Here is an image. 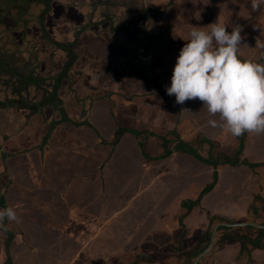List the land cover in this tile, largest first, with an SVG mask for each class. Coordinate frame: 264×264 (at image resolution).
Masks as SVG:
<instances>
[{
	"label": "crops",
	"instance_id": "0c3cea01",
	"mask_svg": "<svg viewBox=\"0 0 264 264\" xmlns=\"http://www.w3.org/2000/svg\"><path fill=\"white\" fill-rule=\"evenodd\" d=\"M69 1L74 3L70 12L76 21L81 19L83 22L87 17L93 16L96 19L104 15V19H109L112 14L110 8H106L105 3L98 0H83L81 6L75 0H53L52 5L58 8L60 2ZM172 1L173 7L178 10V15L173 18V22L179 21L178 41L182 34L187 40L193 26L206 27L217 20L228 25L238 24L243 29L241 35L244 37L238 55L242 60L264 64V48L256 47L258 38L264 40V6L259 11H253L251 0L238 2L243 7L241 13L247 11V15L243 17L238 12L235 14V11L230 14L224 12L221 1L231 2L230 0H165L164 3L172 4ZM186 3H189L188 7L194 5L192 7L196 12L190 15L189 10L185 13L183 8ZM218 4L221 6L220 11L212 15ZM211 7L213 11L210 10ZM181 15L185 19L180 20ZM199 15L208 24L199 25L202 21L194 19L195 16L199 18ZM53 17L60 16L56 13ZM227 30L231 32L232 29L229 27ZM244 44L247 45L243 46ZM158 59L156 55L150 56V52L144 48L136 63L141 66L136 69L146 71L149 64L155 66ZM162 59L160 65L164 67L166 59ZM109 83L107 86L112 81ZM134 83L142 92L151 91V78H146L143 73ZM117 87L120 88L121 85L115 86L114 91ZM147 93L145 98L140 97L137 101L132 98L129 106L133 107L127 110L132 116H136L135 121L142 122L143 129H146L144 131L151 137L142 138V146L136 141L133 147L134 151L140 150L142 153L130 178V183L138 180L134 183H137L135 188L140 197L137 202H132V199L120 210L123 221H120V237L116 238L121 241L117 243L119 248L123 246L134 250L131 253L136 258L134 264H172L159 257L166 247H170L173 253L186 256L187 259L182 264H264V134L245 133L234 137L222 127L208 124L210 119L219 118L210 117L198 99L179 105L175 103L176 98L172 97L163 109H160L156 100L153 101L155 109ZM138 101L146 105L139 107ZM194 106L203 108L199 111L203 117L196 116ZM183 108L190 111L181 114ZM135 127L139 129V125ZM181 143H185L184 150L181 149ZM164 149L168 152L167 158L158 159V156L165 153ZM190 150L194 154L188 153ZM152 157L157 158L154 160ZM30 160L32 161L31 158ZM13 162L12 159L2 161L0 158V197L4 198L3 209L14 203L12 207L17 210L21 223L11 222L13 238H8L6 242L7 235L0 229V264H105V261L112 264L102 253L90 251V246L94 243L91 229L89 232L87 229V234L61 232L59 240L64 242L65 239H73L68 245L70 248L59 249L58 243L43 247L48 241L41 235L42 231L37 233V229L40 227L46 230L47 233L44 234L48 237L52 236L49 235L51 233L59 232V224L51 221L67 214L61 212L53 193L63 195L66 200L64 192L67 190L63 187L68 185V179L63 176V183L54 187L52 180L59 176L54 166L43 172L42 176L37 174V168H31V171L28 167V171H23L19 164L12 165ZM10 165L12 169L9 168ZM246 170H249V174L245 173ZM111 172L117 180L120 170L114 166ZM251 172L256 175L252 177ZM68 173L75 178L71 172ZM126 186L127 184L123 185L124 188ZM158 186L165 190L153 196ZM168 186L173 190H167ZM146 192L150 194L148 198L152 197L150 202L154 203L153 208L148 209L147 201L142 202ZM22 194L28 196L26 201L20 200ZM121 197L122 194L117 198L119 205ZM75 206L72 214H69V220L81 216L78 213L85 207L84 204ZM243 222L258 223L263 228L236 225ZM174 229L178 231L166 239L163 231L167 234ZM24 234L26 238L21 239ZM100 234L96 233L97 236ZM211 235L214 236L213 240L210 239ZM52 237L53 240L56 239ZM155 241L161 252L155 253L153 247L147 246ZM80 245L85 250L89 249L87 251L91 255L87 251H78L77 247ZM49 249L59 252L56 255L58 259L54 256L55 259H52V251ZM115 264H125V261L117 259Z\"/></svg>",
	"mask_w": 264,
	"mask_h": 264
},
{
	"label": "trees",
	"instance_id": "16d2710c",
	"mask_svg": "<svg viewBox=\"0 0 264 264\" xmlns=\"http://www.w3.org/2000/svg\"><path fill=\"white\" fill-rule=\"evenodd\" d=\"M9 3L19 6L20 12H15ZM36 3L44 4L39 12L34 10ZM55 8L45 0H0V156H10L13 161L21 156L31 158L28 169L37 168V174L42 176L53 166L58 174L69 167L77 179L73 181L81 182L80 189L89 192L94 188L98 209L103 206L104 193L112 198L122 194V208L133 197L134 182L138 181L130 183L142 154L133 147L136 141L140 144L142 138L151 137L142 122L135 121L136 116L127 111L132 98L139 100L147 93L135 85L137 77L125 59V54L135 52V63L139 61L140 31H134L130 21L92 16L83 22L73 19L66 35L54 24ZM171 39V59L177 61L179 41L177 37ZM170 63L172 66L173 61ZM154 64L146 69L152 81V95L147 96L162 101L160 109L166 108L172 97L161 95L169 82L163 81L160 62ZM115 84L121 87L105 93ZM103 112L107 118L100 123ZM138 125L139 129L135 127ZM184 145L181 143L183 150ZM64 146H70L75 158L55 156L56 148L64 150ZM164 151L158 159L166 157L168 152ZM53 158H59L60 163L52 162L50 166ZM114 166L120 170L117 180L111 172ZM83 177H89L91 183L81 181ZM87 215L89 219L85 220L92 224L94 215L90 217L86 209ZM5 233L7 238H13L10 230ZM150 246L155 253L161 252ZM159 257L172 264H182L187 259L173 253L170 247L164 248Z\"/></svg>",
	"mask_w": 264,
	"mask_h": 264
},
{
	"label": "clouds",
	"instance_id": "9594fccd",
	"mask_svg": "<svg viewBox=\"0 0 264 264\" xmlns=\"http://www.w3.org/2000/svg\"><path fill=\"white\" fill-rule=\"evenodd\" d=\"M262 6L264 0H251L253 11H259ZM229 27L231 32L227 30ZM242 31L238 24L228 25L218 20L206 27L193 26L177 57L171 85L166 87L167 94L175 96L176 104L201 101L210 117L219 118L210 119L208 124L222 127L234 137L245 133L264 134V64L239 58L244 40ZM256 47L264 48V40L258 38ZM186 111L190 110L183 108L181 114ZM257 175L260 174L257 172ZM137 190L129 202L139 200ZM151 198L142 197V202L147 201L148 209L154 206ZM5 219L21 223L12 206L0 210V229L7 231ZM176 231L170 230L167 234L163 231V234L167 239ZM151 244L159 245L156 241Z\"/></svg>",
	"mask_w": 264,
	"mask_h": 264
},
{
	"label": "flooded vegetation",
	"instance_id": "af4514ba",
	"mask_svg": "<svg viewBox=\"0 0 264 264\" xmlns=\"http://www.w3.org/2000/svg\"><path fill=\"white\" fill-rule=\"evenodd\" d=\"M78 1L80 3H78ZM78 1L75 0V2L81 6V4L83 3V0H78ZM93 1H97V0H93ZM98 1L105 3L106 8L107 7L110 8V11L112 12V14L110 15L109 18L118 20V22L120 20L130 21V24L132 25V29L136 32H138V30L140 31V35L142 39H137L139 40L140 48L142 49L146 48L150 52V56L156 55L157 57H159L158 61L162 63V60H163L162 58H164L166 54H168L169 56L172 55L173 49L169 46V43L172 40L171 37H176L179 31L178 30L179 26H177L179 21L173 22V18L178 15V10L173 11L169 9V6L172 8L173 3L166 5L164 3L165 0H98ZM46 3L47 4L50 3V0H46ZM117 3H120V4L117 5ZM72 4L74 3L70 1L69 3L60 2V4H58V8L54 10L60 16L59 18L53 17L54 24H58V27H60L61 29L63 25H66L68 30L72 28L73 17L70 12V7L72 6ZM192 13L193 11L190 12V15ZM105 17L106 16L104 15L103 18ZM179 53H180V50L178 51V56H179ZM150 66H151V63L149 64L148 69H150ZM170 85L171 84L164 85V88L162 89V91H164L161 95L162 97L164 98L175 97V96H169L166 92V87H169ZM136 94L139 95V93H136ZM155 99L156 98L153 97V101ZM166 189L168 190V187ZM164 190H165L164 187L161 188V191L164 192ZM53 196L55 197L56 204L58 206H61L60 204L65 200V197L63 195H60V194L58 195L56 193L53 194ZM117 198L116 197L112 198L107 193L103 194V206L100 209H98L96 212L97 214L100 215V221L95 227H91L92 224L87 223V221L85 220L84 218L85 210L80 211L78 213V214H81L82 216L76 217L75 220L74 219L69 220V218H71L69 214H72V212L67 210L66 208L60 207V210H62L63 213H66L67 216L61 215L62 217L58 219H54L58 222L57 224H59L60 226L59 232L49 234V235L54 236L56 239L53 240L52 236L47 237L49 238L48 243L44 244L43 247L46 248L48 245L51 246V245H55L56 243H58L59 249L60 248L61 249L70 248L68 245L71 244L70 242L73 239L68 240L64 238L65 239L64 242L62 240H59L58 237L61 234V232L63 234H65L66 232H70L74 234L75 233L87 234L91 229L94 231L93 233L94 243L90 246L91 247L90 251L93 250L94 252H98V254L102 253L103 255L106 256L105 258H108L110 262H112V264H115V261L117 259H119L120 261L124 260L125 264H134L136 258L133 257V255L131 254L134 252V250H128L123 246L120 249L119 245L117 244V243H121V241H117L116 238L118 239V236L120 234V227H121L120 221L121 220L123 221L122 215L120 213V210L122 208L119 206ZM64 210L66 211L64 212ZM9 224H11V222H9ZM98 227H99V233H101L100 234L101 236L96 235V232L98 231ZM87 229H88V232H87ZM39 231L40 230L37 229V233ZM9 239H10V236H9ZM149 244L152 245L151 243ZM150 245H147V246H150ZM77 248H78V251L80 249L82 250V252L89 250V249L87 250L83 249L84 247L81 245L78 246ZM49 251H52L51 253L52 259H55V258L58 259V257L56 256L58 255L57 254L58 252H54L51 249H49ZM90 251H87L89 255H91ZM94 252H92V254H94ZM139 252H142V251H139ZM53 256L55 258H53ZM105 264H108V263L105 261Z\"/></svg>",
	"mask_w": 264,
	"mask_h": 264
},
{
	"label": "rangeland",
	"instance_id": "374dc122",
	"mask_svg": "<svg viewBox=\"0 0 264 264\" xmlns=\"http://www.w3.org/2000/svg\"><path fill=\"white\" fill-rule=\"evenodd\" d=\"M46 1V0H45ZM205 0H203V2H204ZM231 2H227V1H221L223 4H222V9L224 10V12L225 13H228V14H230V12H234L235 11V14H237V12H238V14L240 15V16H242L243 15V17H244V15L246 16L247 15V11L245 10V11H243V13H241V11H242V4H238V2H240V1H242V0H235L234 2L232 1V0H230ZM21 2H22V0H21ZM174 1H172L171 3H173ZM203 2H201V3H203ZM11 6H13L14 7V11L15 12H20L19 11V9H20V7L19 6H15V4L14 3H9ZM50 4H53V0H50ZM120 3H117V5H119ZM173 5V4H172ZM216 5H217V3H216ZM35 7H34V10L35 11H37V12H39L40 11V9L41 8H43V6H44V4H42V3H39V4H35L34 5ZM189 6V3H186V5H184V12L185 13H187V11H189L188 13H190V12H196V10H194L193 9V7H188ZM171 7L169 6V9H170ZM172 8H173V11L175 10L176 11V8H174L173 6H172ZM217 9V11H215ZM220 9H221V6L218 4V6L214 9V11L212 10V7L210 8V10L211 11H213L212 12V15H214V14H216L217 12H219L220 11ZM9 11V9L7 8V13H9L8 12ZM200 16V15H199ZM231 16V15H230ZM229 16V17H230ZM176 17V16H175ZM174 17V18H175ZM201 17L202 16H200L199 18L196 16L194 19L196 20V21H198L199 20V22L200 21H202L201 20ZM179 19L180 20H183V19H185V17H184V15H181V16H179ZM204 19V18H203ZM176 22V21H175ZM202 24H208V22L207 21H202L201 23H199V25H202ZM201 27H204V26H201ZM66 35L69 33V30H68V28H67V26L66 25H63V27H62V29H61ZM178 30L180 31V29L178 28ZM178 31V32H179ZM183 36V34L181 35V38H180V40H179V45H180V49L179 50H181V48L184 46V44L187 42V41H185V39L182 37ZM177 38H178V35L176 36ZM178 41L177 40H175V43H177ZM241 49V48H240ZM153 56H155V55H153ZM138 56H137V54L135 53V52H129V53H127V54H125V59H127L128 61V64H130L129 65V67H130V70L131 71H134V73H133V75H134V77H139V76H142V73L146 76V78H149L150 76H149V74L145 71V69H142V71L141 70H137L136 69V67H140L141 65H137L136 63H135V59L137 58ZM164 58H166V62H167V65L166 66H164V67H159V70H160V72H161V74L162 75H164L162 78H163V81L165 82V81H168L169 82V84H171V77H172V75H173V69H174V67H175V64H176V61L175 60H173V59H171V58H173L172 56H169L168 54H166L165 56H164ZM170 60L171 61H173V65L171 66V63H170ZM152 66L153 65H151L150 66V69L152 68ZM125 73H127V72H125ZM155 77H159L158 75H155ZM119 84H116L115 86H118ZM111 91H113L114 92V87L113 88H111L110 90H108V91H105V93H108V92H111ZM126 92V91H125ZM129 92V91H128ZM128 92H126V93H128ZM148 96H150V95H152V93H151V91H148ZM150 98V97H149ZM167 99H168V97H167ZM119 100H121V97H119ZM150 101H152L153 100V98H150L149 99ZM137 101V100H136ZM139 103V107H143V106H145L146 104H144V103H142L141 101H138ZM129 103V102H128ZM160 105L163 103L162 101H160V102H158ZM167 103V102H166ZM128 105H130V103L128 104ZM122 107L124 106V105H121ZM135 106V105H134ZM167 106V105H166ZM131 107H133L132 105L131 106H128V108H127V110H131ZM163 108H165V107H162L161 106V109H163ZM194 109H196V111H197V114H196V116H199V117H203V115L199 112V111H201L203 108L201 107V108H198L197 106H194L193 107ZM195 115V114H194ZM198 117V118H199ZM107 117H106V114H105V112H103V116H102V118H101V120H100V123H102L105 119H106ZM64 150H61V149H58V148H56V150H55V156H59V155H63L64 157H70V158H73L74 157V153L73 152H71L70 151V146L69 147H66V146H64V148H63ZM1 157V156H0ZM21 157H23V158H20V159H18L17 161H14V162H16L17 164H19V166H20V168L24 171V170H26L27 168H28V163L30 164V162H31V160L28 158V157H25V156H21ZM8 158V160L10 161V156L9 157H1V160H5V159H7ZM75 158V157H74ZM54 159V158H53ZM52 159V161L50 162V166H51V163L53 162V163H55V164H59L60 163V159L59 158H55L54 160ZM80 162H83L82 160H79ZM13 162V163H14ZM64 168V167H63ZM68 169H69V167H67V169H62V170H60V174H58L59 176H58V178H56V179H54V180H52L53 181V183H54V187H58V184L60 183V184H62L63 183V181L65 180L64 178H63V176L64 177H66V179H68L67 180V182H69L68 183V185L67 186H64L63 187V189H68L67 190V192H65V194H66V200H64L60 205L61 206H58V207H63V208H66L67 210H69V211H74V209L76 208V206L75 205H78V204H85V207H82V209L83 210H88V214H89V216L91 217V215H92V213L94 214V218H93V222H92V225H91V227H95L98 223H99V221H100V215L99 214H97L96 212H97V210H98V203H97V199H96V194H95V192H94V188H92L89 192H87V191H84V189H80L81 187H78V185L81 183L80 181H73L75 178H72L70 175H69V173H68ZM81 172H84V169H83V167H81ZM75 180H77V179H75ZM80 180L82 181V180H90V178L89 177H83V178H80ZM90 183H91V180H90ZM18 186V185H17ZM19 188V187H18ZM37 189L38 190H40L39 188H38V186H37ZM168 189L170 190V189H172V187H169L168 186ZM149 193H151V192H153L152 190H151V192L150 191H148ZM148 192H146V194H144L143 196L147 199L148 198ZM161 192V187H159L158 186V190L157 191H154V195L153 196H155V195H157V194H159ZM150 195V194H149ZM28 199V196L26 195L25 196V194H22V195H20V200L21 201H26ZM0 202H1V205H2V209H3V203L2 202H4V198L2 199V197H0ZM86 202H88V203H86ZM11 205L12 206H14V203L12 202L11 203ZM56 210H58V209H56ZM82 210V211H83ZM66 210H64V212H65ZM61 212H63L62 210H61ZM82 216V215H81ZM84 218H86V219H89V217H88V215L87 216H85ZM4 222H5V225L7 226V228H8V230H10L11 232H12V229L10 228L11 227V224H9V222L7 221V220H4ZM137 222V221H136ZM51 223H58L56 220H53V221H51ZM17 227V226H16ZM18 229H20L19 227H17ZM38 229H41L40 227L38 228ZM21 230V229H20ZM40 231H42L41 232V235L45 238V240H47L48 241V239H47V237H48V235L47 234H44V233H47L46 232V230H44V229H41ZM5 232V231H4ZM16 233L17 234H19V231H16ZM93 233H94V231H93ZM96 233H99V228H98V231L96 232ZM5 235H6V233H5ZM26 238V235L24 234V235H21V239H25ZM36 241H37V239L35 238V237H33ZM2 239H4L5 240V238L4 237H2ZM8 240V238L5 240V242ZM59 253V252H58Z\"/></svg>",
	"mask_w": 264,
	"mask_h": 264
},
{
	"label": "water",
	"instance_id": "95a60500",
	"mask_svg": "<svg viewBox=\"0 0 264 264\" xmlns=\"http://www.w3.org/2000/svg\"><path fill=\"white\" fill-rule=\"evenodd\" d=\"M239 58L240 59H242L241 58V56H239ZM200 120H198V122H199ZM252 169V168H251ZM246 174H249V171H246ZM251 174H252V177H254L256 174L254 173V172H251ZM223 225H228V224H223ZM233 225H235V224H233ZM236 225H238V226H243V227H247V226H254V227H259V228H263V226H261V225H258V223H252V222H243V223H239V224H236ZM213 238H214V236H212L211 235V240H213ZM211 242V241H210ZM51 257V256H50ZM36 260V259H35Z\"/></svg>",
	"mask_w": 264,
	"mask_h": 264
}]
</instances>
